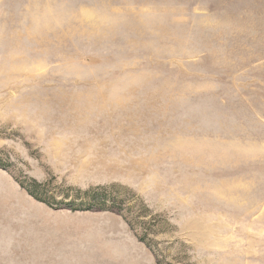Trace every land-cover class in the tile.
I'll list each match as a JSON object with an SVG mask.
<instances>
[{"label": "rangeland", "instance_id": "1", "mask_svg": "<svg viewBox=\"0 0 264 264\" xmlns=\"http://www.w3.org/2000/svg\"><path fill=\"white\" fill-rule=\"evenodd\" d=\"M0 159V264H264V0H0Z\"/></svg>", "mask_w": 264, "mask_h": 264}, {"label": "trees", "instance_id": "2", "mask_svg": "<svg viewBox=\"0 0 264 264\" xmlns=\"http://www.w3.org/2000/svg\"><path fill=\"white\" fill-rule=\"evenodd\" d=\"M0 167L6 168V165L2 163L0 159ZM21 185L25 187L27 192L33 196L35 199L39 201H43L47 204H52L53 196L46 195L45 190V184L43 182H40L36 179H30L27 182L21 181ZM108 189V186H98L94 188H88L84 191L78 190L77 195H83L87 198L84 202H77L75 200H70L65 204L66 207H69L72 210L77 209H86V210H93V211H113V212H121L120 207H118V203L113 202L110 205L105 203V200L103 198L104 192ZM68 195V194H67ZM158 264H161L160 261H158Z\"/></svg>", "mask_w": 264, "mask_h": 264}]
</instances>
